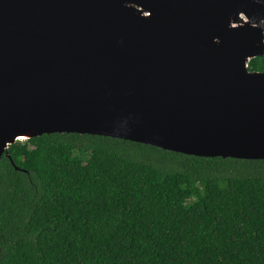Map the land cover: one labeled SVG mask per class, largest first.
Returning <instances> with one entry per match:
<instances>
[{"label": "water", "instance_id": "water-1", "mask_svg": "<svg viewBox=\"0 0 264 264\" xmlns=\"http://www.w3.org/2000/svg\"><path fill=\"white\" fill-rule=\"evenodd\" d=\"M263 57L264 0H0V162L46 134L264 160Z\"/></svg>", "mask_w": 264, "mask_h": 264}, {"label": "trees", "instance_id": "trees-1", "mask_svg": "<svg viewBox=\"0 0 264 264\" xmlns=\"http://www.w3.org/2000/svg\"><path fill=\"white\" fill-rule=\"evenodd\" d=\"M8 151L0 264H264V160L80 134Z\"/></svg>", "mask_w": 264, "mask_h": 264}]
</instances>
